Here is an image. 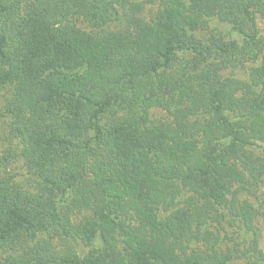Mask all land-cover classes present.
<instances>
[{"label":"trees","instance_id":"trees-1","mask_svg":"<svg viewBox=\"0 0 264 264\" xmlns=\"http://www.w3.org/2000/svg\"><path fill=\"white\" fill-rule=\"evenodd\" d=\"M137 1L0 0V264H264V0Z\"/></svg>","mask_w":264,"mask_h":264},{"label":"rangeland","instance_id":"rangeland-1","mask_svg":"<svg viewBox=\"0 0 264 264\" xmlns=\"http://www.w3.org/2000/svg\"><path fill=\"white\" fill-rule=\"evenodd\" d=\"M28 1V0H25ZM134 3L135 0H132ZM138 4L142 5V17L146 20L150 21L152 20L156 14L158 13V10L161 5L160 0H138ZM122 14V21L121 22H114L110 23L104 27L96 28L91 26L89 23L84 21L83 19L75 20L74 23L82 29L83 31L90 33L97 37H103L110 33H119L125 29V11H121ZM257 24L260 28L261 35L264 37V18L262 16L257 17ZM225 31H228V27H222ZM252 66L248 65L245 68L238 69L234 71L232 76L240 77L242 79L246 78L248 74L250 73V68ZM11 87L8 86H1L0 87V157L3 155H9L12 154V166L10 169L12 170L13 174L17 176L19 179L26 178L27 171L24 164V161L22 157L19 155L18 151H15L16 149L9 148V134L7 130V123H6V115H5V107L7 102L10 99L11 95ZM150 118L153 124H163L171 120L169 114L159 108H153L150 110ZM263 148L261 147L260 150H258V153L260 154ZM239 196L241 199H247L249 202L257 209L258 211V218H257V230L259 235L258 242V249L262 252H264V180L260 184L258 188H255L252 192H247V190H244L242 193H239ZM228 247L227 244L223 245L222 248ZM253 256V254H251Z\"/></svg>","mask_w":264,"mask_h":264}]
</instances>
